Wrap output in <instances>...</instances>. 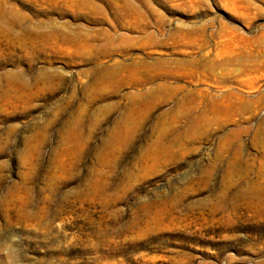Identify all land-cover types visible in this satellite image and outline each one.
Wrapping results in <instances>:
<instances>
[{"label": "rangeland", "instance_id": "1", "mask_svg": "<svg viewBox=\"0 0 264 264\" xmlns=\"http://www.w3.org/2000/svg\"><path fill=\"white\" fill-rule=\"evenodd\" d=\"M0 1V264H264V0Z\"/></svg>", "mask_w": 264, "mask_h": 264}, {"label": "bare ground", "instance_id": "2", "mask_svg": "<svg viewBox=\"0 0 264 264\" xmlns=\"http://www.w3.org/2000/svg\"><path fill=\"white\" fill-rule=\"evenodd\" d=\"M0 6V28L12 29L13 25L19 23V20L12 14L7 6L3 5L1 1Z\"/></svg>", "mask_w": 264, "mask_h": 264}]
</instances>
